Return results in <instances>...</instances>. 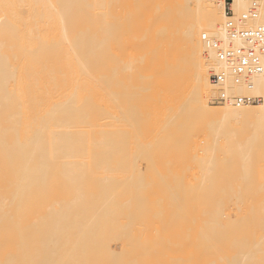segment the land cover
<instances>
[{
	"label": "bare ground",
	"instance_id": "6f19581e",
	"mask_svg": "<svg viewBox=\"0 0 264 264\" xmlns=\"http://www.w3.org/2000/svg\"><path fill=\"white\" fill-rule=\"evenodd\" d=\"M158 2L156 23H147L155 26L158 33V43L152 57L156 60L155 70H176L173 79L168 77L166 86L170 90H167L169 92L165 96L169 99L166 100L168 103L165 108L163 101L147 105L144 103L145 107L139 106V103L143 102L140 101L143 95H147L143 98L145 100L148 97L147 91H150L148 87L146 93L144 91L142 94L140 90V85L144 88V85L148 84L146 73L150 70V63L149 60H140L143 52L137 47L133 49L134 54L125 56L122 63V39L116 45L113 29V26L120 24L105 23L110 28L104 29L102 39L95 38L94 34L87 38L72 36L73 27L81 26L82 23L67 22L71 17L62 12L52 18L59 22L50 25L54 28L47 31V42L35 43L32 40H24L21 28L14 29L15 26H26L27 23L0 21V186H4L2 188L8 192L0 187L1 192L7 194L2 195L0 192V222L1 218H6L5 222L12 223L7 220L11 215L13 219L19 217L18 221L15 219L17 223L13 221L16 227L22 225L24 217L26 222L24 225L22 221V228L17 229L21 234L19 238L25 233L24 240L20 242L21 245L16 240L18 243L15 245V249L18 244L24 246L22 255L19 254V248V252L9 253L12 244L8 243V239L11 233L15 232L9 230H15L14 226L12 227L14 224H10L11 228L5 224L0 225V264L139 262L140 257H137V263L132 258H128L127 263H122V239H119L122 238V229L114 228L122 224V217L118 219L117 214L115 218V214L122 209H119V205H122V200H119L122 195L119 196L120 191H117L115 185L119 184L118 190L121 188L120 190L124 191L120 184L123 182L120 180L124 179L116 172V168L123 170L120 168L123 165L122 145L125 143L122 132L127 131L125 126L128 123V115L125 119L127 123L122 120V81L127 82L128 88H131L128 95L133 92L132 89L140 86L138 90L141 92L136 89L135 92L139 93H135V98L128 96L131 100L123 101L128 104V101L136 99L139 107L134 105V109H140L137 116L141 121L133 120H138L142 126L134 124L130 120L134 116H129L134 125L127 127L131 126L130 132L135 133L136 138L140 136L141 140V135L145 133L141 134L140 126L144 130L154 126L152 131H159L160 135L165 137L173 128L181 129L182 126L183 130L189 122L190 130H194L197 124L195 125L193 120L197 116L204 122V126L198 127L204 137L201 154L203 157H209L208 154L215 151L214 144L220 149V153L224 150L225 154V150L229 149L236 153L237 147V151L240 149L239 152H242L241 149L245 148L252 137L256 139L255 135L259 134V129H264V102L257 106L241 108L229 105L211 108L208 105L210 97L216 94V87L210 83L209 77L226 70L215 52L203 45L201 35L222 41L224 46L243 45L238 40L232 44L229 42L225 29V0H182L184 11L189 13L188 19H178L175 25L172 22L176 17L173 0ZM250 3L251 0H234L231 7L233 12L241 13L247 11ZM63 9L68 7L64 6ZM260 24H264L263 7H259L257 18L250 20L245 26L254 28ZM52 29L53 31H50ZM111 44L116 45L117 53L112 52L113 48L106 52L103 45ZM122 64L125 70H122ZM184 70H191L188 77ZM250 83L252 91L248 90L249 94L259 95L264 99V67L260 74L250 78ZM244 88L247 90L245 84H235L229 77L223 85L224 91L230 95H244ZM131 104L129 103V106ZM146 107L148 110L144 111ZM134 109L131 108V112ZM148 111L150 119L145 117ZM180 114L185 118V126ZM178 122L183 125L178 126ZM144 137L147 143L149 139ZM241 140L245 141L243 145ZM253 141L255 140L251 141L252 144ZM133 143L132 141L131 147L137 142ZM232 145L235 149L231 148ZM248 148L246 153L250 150ZM256 149L254 151L257 153L251 157L248 156L251 152L245 154L251 158L254 170L252 173H256L254 176L264 180V147L261 154ZM231 150L228 153L231 154ZM250 160L246 162L249 164ZM53 167L54 170L51 169ZM60 167L63 172H60ZM126 169L128 171L127 166ZM52 170H56L57 174L55 172L51 175L49 171ZM10 186L14 192L8 188ZM112 199L115 203L121 201L118 206L114 205V216L110 214L114 208L110 205L113 204ZM2 205L5 208L1 207ZM9 208L12 211L15 209V214L16 211H21L23 217L21 214L13 217L16 216L14 211L9 216ZM112 218L120 222L116 223ZM18 223L20 224L17 225ZM3 226L7 227L8 231L4 232L6 229ZM134 237L136 239V236ZM112 242H115V248ZM130 249L131 247L129 251ZM135 251L130 252H134L132 256Z\"/></svg>",
	"mask_w": 264,
	"mask_h": 264
},
{
	"label": "rangeland",
	"instance_id": "374dc122",
	"mask_svg": "<svg viewBox=\"0 0 264 264\" xmlns=\"http://www.w3.org/2000/svg\"><path fill=\"white\" fill-rule=\"evenodd\" d=\"M172 3L174 6L173 10L176 13V17L172 21L174 25L178 19L187 20L189 13L184 11L182 0H173ZM158 5V0H0V21L5 23H27L28 25L26 26H15L14 29L21 28L24 40H32L35 43L47 42V35L49 34V32L47 34V31L49 28H54V26L50 27V25L54 22H59L57 19L52 18L62 12L71 17L67 22L82 23L81 26L73 27L72 36L87 38L94 34L95 38L102 39L105 34L104 29L108 26L105 23L112 22L122 25L113 26L116 45L122 39V63L125 56L134 54L133 49L135 47L143 52L140 60H149L150 63V70H147L146 73L148 84L144 85V88H142L143 85H140L143 89L140 88L142 94L144 91L146 93L147 87L150 91H147L148 97L145 100L143 98L147 95H143L144 97L140 100L141 102L143 101L142 105L139 103V106H144V103L147 105L151 102L163 101V108H165L168 103L166 100H169L165 96L169 92L167 90H170L166 86L168 77L173 79L176 70H155L156 60L152 57L157 47L158 33L155 31V26L147 25V23H156L155 17L158 15ZM64 6H67L68 9L64 10ZM239 14V12L235 13V15ZM50 31H53V29ZM220 43L223 44L222 41ZM116 45H103V47L107 50L106 52H110V48H113L112 52L117 53ZM122 70H125L123 64ZM190 73L191 70H184V74L187 77ZM126 83L122 81V120L126 122L125 119L128 115L127 125L132 124L131 126H133L137 123L142 126L141 122L138 123V120H141L137 116L140 109L138 108V111L134 109L136 106L139 107L136 104V99L133 100L135 103L133 101H128V104L124 102L131 100L129 97L135 98V93L137 92L135 90H138L140 86L134 88L135 90L132 89L134 93H130L134 95L131 96V94L128 95V91L131 88H128ZM243 92L244 94L249 93L245 88ZM212 98L210 97L208 102L211 108L223 107L212 104ZM129 103H132L130 106L133 105L131 107L134 109L132 112L136 110L133 114ZM134 105L136 106L134 107ZM143 108H141V112ZM147 110L146 107L144 111ZM130 112L132 115L129 114ZM149 112L145 116L148 119L151 118ZM129 116H134L130 119L134 124L129 120ZM182 117L184 123L182 120L180 122L185 126V118L181 116V119ZM133 119L138 120L134 122ZM179 120L180 117H178L177 121ZM193 121L195 125L197 124L195 131L190 130V122L187 125L188 127H184L185 130H182L181 125L183 124L178 122L177 124L181 126V129H179L180 127L173 128L176 130L168 131L165 137L164 135L161 136L159 131H155V134L154 130L152 131L154 126L146 128L145 132L139 125L141 134L145 133V135H141L143 136L141 137L142 140L140 136L137 138L142 141L143 145L135 137L137 135L132 133V131L130 132L129 128L131 126L129 128L127 125L125 126L127 131L122 132V136L125 138L126 146L125 143L122 145L123 165L120 166L123 170H119V167L118 169L116 168V172L125 180L119 177L121 179L120 182L123 181L120 184L124 191H121V188L118 190L119 184L116 183L117 185H115L117 186V191H120V193L118 192L119 196L121 197L122 195V199H119L122 200V205H119L121 201L118 202L116 200L118 203H115V201L113 202L114 199H112L111 202L113 204L110 203V205L111 208H114L113 211L109 209L112 211L111 213L110 211L108 212L111 215L115 213L114 209L116 207L114 205H119V209L122 208L120 209L121 212L115 214V218L117 214L118 219L122 217L120 219L122 224L114 227L115 229H122V238L119 237L120 240L122 239V263H127L128 258L135 259V263H137V257H140L137 264H264V180L259 176L257 177V175L254 176L256 173L253 174L251 158L246 157L248 152L252 153L248 155L250 157L257 153V151H254L257 147L256 150L260 154L262 153L264 133L261 130L264 131V129H259V134L255 135L256 139L252 137V140H255L253 144L250 139L251 143L247 142L244 146L245 148L241 147L242 152H239L240 149L237 151L238 147L235 149L233 144L234 146L232 145L231 148L233 147L236 153L231 149H229L231 154L230 152L228 153L229 150H225V154L223 153L224 150L220 153V149L216 147L217 145L215 146L214 144L213 147L212 144L215 151L212 150V152L210 150L212 153L208 154L209 157H203L201 148L204 146L202 143L204 137L198 127L204 126V122L197 116ZM122 124L124 125V123ZM123 125L122 127H124ZM148 133L151 135H148ZM144 136L149 139L147 143H145ZM131 137L132 139H137V141L131 139L134 143H138H133L134 146L136 145L135 148L134 146L131 147ZM243 141L241 140L242 145ZM247 145L251 151L247 150L246 153ZM243 152L244 154L242 155ZM228 154L230 155L228 156ZM262 154H264V149ZM244 156L246 157L245 159L250 160L249 164L251 167L246 162L247 160L243 159ZM126 166L128 171H126ZM51 169L54 170V167ZM53 170L49 171L51 175H54L57 169L55 172ZM59 170L60 172L64 171L61 167ZM60 172L58 171V173ZM2 187V190L5 189ZM12 190L14 192V189L11 188ZM3 191L8 193L6 189ZM3 191L1 192L0 190L1 194L3 193L2 195L7 196ZM1 207L4 206L2 205ZM7 209H5L6 212ZM11 211L12 209L9 213L7 212L8 215L12 214L13 211L15 214V209ZM20 212L19 210L16 211L17 214H15L16 216L13 215V217L19 216ZM8 215L7 217L10 216ZM21 216L23 217L22 214ZM10 218H7V220L13 223V221H18L19 217L15 218L16 220ZM4 219L1 218V222ZM24 220L25 217L22 221L26 225ZM115 220L116 223L120 222L117 219ZM5 221L0 222V225L5 224L11 228L10 224L12 223L9 224L8 221ZM22 221L21 224L23 225ZM13 226L15 230L13 229L12 231L11 228L9 231L15 232L11 233L8 239V243L12 244L11 248L9 247L11 252L8 251L11 254L16 253L17 248H19V254L22 255L24 246H18V244L15 249V245L18 241L20 243L24 240L23 236L25 233L23 231L22 234L24 233V235L19 238L21 234L17 232V229L21 226L16 227L15 224ZM29 228L32 229L31 227ZM6 231L8 230L6 229L4 232ZM126 233L129 234V238H126L128 237ZM15 237L18 238L16 239ZM130 238L135 240H130ZM133 241H136L135 244ZM112 243L115 248V242ZM136 243L141 246L138 247ZM131 251H135L134 256L136 258H133L134 252L130 253ZM137 254L139 255L137 256ZM129 255L130 257H128ZM10 257L13 260L15 259L11 255ZM13 260L11 259V261ZM129 261L131 262V260ZM130 264L134 263L131 262Z\"/></svg>",
	"mask_w": 264,
	"mask_h": 264
},
{
	"label": "built area",
	"instance_id": "2783aa9c",
	"mask_svg": "<svg viewBox=\"0 0 264 264\" xmlns=\"http://www.w3.org/2000/svg\"><path fill=\"white\" fill-rule=\"evenodd\" d=\"M234 0H225L224 14L226 16L225 29L229 42L241 41L242 46H224L219 41L201 35L203 45L215 52L218 60L224 65L225 70L210 76V83L216 87V94L211 103L214 105H229L235 108L257 106L264 102L259 95L244 94L230 95L224 91L223 85L228 77L235 83H243L247 90L252 89L250 78L260 74L264 67V24L254 28L245 26L250 20L258 16L259 7L264 8V0H251L247 11L235 15L232 10Z\"/></svg>",
	"mask_w": 264,
	"mask_h": 264
}]
</instances>
